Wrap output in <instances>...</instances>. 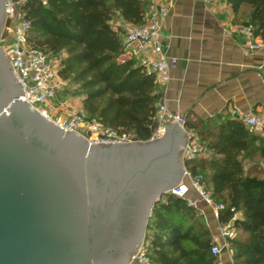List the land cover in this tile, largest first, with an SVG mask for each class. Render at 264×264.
Segmentation results:
<instances>
[{"label": "trees", "instance_id": "trees-1", "mask_svg": "<svg viewBox=\"0 0 264 264\" xmlns=\"http://www.w3.org/2000/svg\"><path fill=\"white\" fill-rule=\"evenodd\" d=\"M23 2L34 48L60 57L59 76L83 97L82 112L103 127L146 142L152 137L161 99L156 76L127 57L115 21L144 24L150 0H37ZM233 24L252 27L264 40V0H222ZM116 25V26H114ZM189 142L202 150L184 166L215 205L232 264H264V139L230 114L184 118ZM204 152V153H203ZM201 212L183 199L163 196L148 223L147 256L153 264H219Z\"/></svg>", "mask_w": 264, "mask_h": 264}, {"label": "water", "instance_id": "water-1", "mask_svg": "<svg viewBox=\"0 0 264 264\" xmlns=\"http://www.w3.org/2000/svg\"><path fill=\"white\" fill-rule=\"evenodd\" d=\"M22 97L0 46V264H132L154 207L186 178L184 121L157 140L99 145Z\"/></svg>", "mask_w": 264, "mask_h": 264}, {"label": "crops", "instance_id": "crops-1", "mask_svg": "<svg viewBox=\"0 0 264 264\" xmlns=\"http://www.w3.org/2000/svg\"><path fill=\"white\" fill-rule=\"evenodd\" d=\"M150 1L145 21L166 10L158 41L165 56L176 60L167 81L158 84L162 95L158 109L165 107L169 116L183 119L189 114L200 119L226 114L235 118L234 112L264 116V50L246 48L229 7L222 0ZM115 23L121 28L128 24ZM129 56L142 65V55ZM184 181L186 199L201 212L213 242L221 247L226 241L220 237L213 208L199 198L189 178ZM220 264H232L231 258L222 256Z\"/></svg>", "mask_w": 264, "mask_h": 264}, {"label": "built area", "instance_id": "built-area-1", "mask_svg": "<svg viewBox=\"0 0 264 264\" xmlns=\"http://www.w3.org/2000/svg\"><path fill=\"white\" fill-rule=\"evenodd\" d=\"M43 5H47L48 0H37ZM23 2H14L8 0L6 3L7 22L12 23L10 34L2 37L0 46L10 59L13 71L21 83L24 96L21 100L29 103L36 108L43 116L51 121L56 120L53 115L58 110L66 109L64 102L56 99L65 87L64 80L59 76L61 60L59 57L53 56L48 52L38 50L29 42L30 25L24 20L21 13V5ZM166 10L161 9L145 21L144 24L134 26L125 24L122 28L124 34V42L126 45V54L135 52L142 55V66L156 76L157 84H163L167 81L169 72L176 65L175 59H169L162 50L158 36L162 30L163 21ZM238 35L243 38L244 45L251 52H259L264 50V40L256 38L253 34L252 27H240ZM57 106L53 107V105ZM237 120L242 122L248 129L259 134L264 139V116H257L252 113L242 115L238 112L233 114ZM168 117L172 123L184 121L178 116H169L165 107L158 109L156 117V129L152 133L150 140H157L164 136ZM55 122V121H54ZM57 124L66 130L75 131L89 141L96 144H122L129 143L133 140L125 135H121L114 130L103 127L98 121L89 119L85 114H70L68 119L60 117ZM202 147L195 142H189L184 152V161L193 159ZM186 176H189L188 173ZM191 180L193 189L201 200L208 206L213 208V215L218 221L219 213L223 210L222 206L215 205L209 193H206L203 186L198 180ZM187 189L184 184L171 192V195L183 199L191 205V201L186 199ZM192 206V205H191ZM194 207V206H193ZM220 237L226 241L234 237V231L229 226H219ZM220 247L214 242L211 247V255L219 257ZM133 261L137 264H153L147 256L145 246L140 250Z\"/></svg>", "mask_w": 264, "mask_h": 264}, {"label": "rangeland", "instance_id": "rangeland-1", "mask_svg": "<svg viewBox=\"0 0 264 264\" xmlns=\"http://www.w3.org/2000/svg\"><path fill=\"white\" fill-rule=\"evenodd\" d=\"M115 24H117V23H115ZM11 25H12V23H10V22L6 23L3 37H5L6 35L10 34ZM114 26H116V25H114ZM64 82H65V84H64L65 87H64L63 91L58 94V97H57L56 101L58 100V101L64 102L65 105H66L65 106L66 109H64V110L56 109V111H55V113L53 115V117L56 119V120H54L55 122H57V119H59L60 117H63L64 119H68L70 117V114H83V112H82L83 97L76 95L77 94V93H75L76 92V86H74L73 83H71V80H67V81H64ZM58 101L56 103H58ZM56 103H55V105H53V107L57 106ZM171 123H172L171 121L164 122V124L166 126L171 124ZM155 129H156V127L153 128V131ZM90 142H93V141H90ZM189 177L190 176H186V178H189ZM184 182H186V181H183L182 184H184ZM202 218L204 219V217H202ZM203 221L205 223V220H203ZM147 245L148 244L146 243V246H145L146 251H147ZM220 252L221 253H220L219 257H217V260H218L219 264H220L222 256L223 257H228L229 259L231 258V255H230V252H229V247H228L227 243L223 244L220 247ZM231 262H232V260H231ZM132 264H137V263H136V261H133Z\"/></svg>", "mask_w": 264, "mask_h": 264}]
</instances>
